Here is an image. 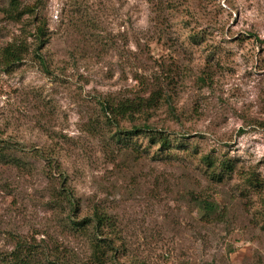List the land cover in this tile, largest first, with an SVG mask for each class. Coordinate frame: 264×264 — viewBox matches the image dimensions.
<instances>
[{"label": "rangeland", "instance_id": "374dc122", "mask_svg": "<svg viewBox=\"0 0 264 264\" xmlns=\"http://www.w3.org/2000/svg\"><path fill=\"white\" fill-rule=\"evenodd\" d=\"M18 3L14 21L0 0V50L27 45L0 58V264H90L71 221L94 212L106 264H264V0ZM145 125L170 147L116 136Z\"/></svg>", "mask_w": 264, "mask_h": 264}, {"label": "trees", "instance_id": "16d2710c", "mask_svg": "<svg viewBox=\"0 0 264 264\" xmlns=\"http://www.w3.org/2000/svg\"><path fill=\"white\" fill-rule=\"evenodd\" d=\"M8 1L9 5L3 12L10 20L19 21L24 14L30 13L33 9L32 6L29 5L20 8L18 0ZM42 36V31L37 28L36 39L39 43L35 51H38L41 48V44L43 41L40 37ZM26 52L27 45L25 44V42L15 41L12 43H8L0 50L1 62L4 64L5 68L12 67L13 65L19 64L22 61L23 55ZM157 97L158 96L156 95H152L145 100L141 98L126 99L125 101L120 102L116 105H110L107 102H101V104H103L104 114L109 118L112 117L115 120L116 116L124 117L127 114L140 111L143 105H146L148 107L154 106V102H156ZM139 135H143L147 139L149 145H158L161 151L166 150L170 147V140L168 136L164 134V132L151 129L147 125L142 127H133L129 130L119 129L116 132V136H118V138L120 136H124L127 139H131L132 137ZM0 157H5L3 152L0 153ZM255 181L258 182L257 180ZM64 200L71 207L74 204L73 197L70 194L64 195ZM199 207L201 210H203L205 216H211L215 213L216 206L207 200H199ZM109 219L110 218H108V216L105 214L94 212L92 217H86L80 221H71L72 225L76 228H82V230H85V227L87 226L91 228L92 238L89 241L90 255L88 257V261L90 264H106L107 258H113L112 253L109 255L110 257L108 256V253L114 250L113 242L109 239L108 236H105L103 234L104 227H107V225H112L110 224ZM12 256L14 257V260L16 262L21 260L18 251H14L12 253ZM20 262L21 261H19L18 263Z\"/></svg>", "mask_w": 264, "mask_h": 264}]
</instances>
